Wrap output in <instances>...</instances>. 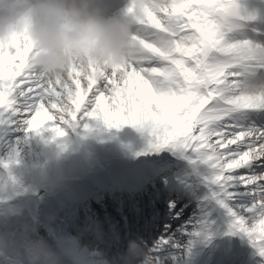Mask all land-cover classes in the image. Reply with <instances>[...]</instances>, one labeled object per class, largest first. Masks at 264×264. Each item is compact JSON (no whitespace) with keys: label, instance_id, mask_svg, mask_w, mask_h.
I'll use <instances>...</instances> for the list:
<instances>
[{"label":"snow or ice","instance_id":"1","mask_svg":"<svg viewBox=\"0 0 264 264\" xmlns=\"http://www.w3.org/2000/svg\"><path fill=\"white\" fill-rule=\"evenodd\" d=\"M170 5L152 20L125 8L135 52L111 69L73 62L52 78L32 67L26 36L0 45V111L19 117L24 132L47 131L53 139L79 124L88 129L86 121L95 120L146 130L156 148L180 142L216 170L214 182L225 196L233 179L249 190L253 199L232 227L264 255V173L236 174L252 161L264 165V128L238 130L231 118L240 110H264V97L249 100L238 88L244 77L264 71V62L248 58L253 41L226 39L231 21L254 17L239 15L238 0H170ZM161 34L168 38L163 46L157 43Z\"/></svg>","mask_w":264,"mask_h":264},{"label":"bare ground","instance_id":"2","mask_svg":"<svg viewBox=\"0 0 264 264\" xmlns=\"http://www.w3.org/2000/svg\"><path fill=\"white\" fill-rule=\"evenodd\" d=\"M122 1L105 0L106 11L109 14H123L125 5L120 8ZM240 1L246 2L248 0ZM170 6L168 4V8ZM145 8L149 7L145 5L142 9V14L136 15L133 7H128L131 14L152 20L153 17L150 18L146 15ZM261 25L262 21L255 22V26ZM243 35L245 36V32L233 31L226 34V39L238 41ZM167 39V36L161 34L157 43L163 46ZM249 55L260 57L261 53L253 51ZM260 79L262 77L257 73L248 77V82L250 85H255L256 81ZM246 117L254 119L255 122L264 128V110L254 109L252 112L233 113L231 118L239 126ZM86 122L89 124L88 129H85L82 124L74 128H66L65 136L56 139L52 138L53 133L42 131L39 134L30 132L29 138L19 136L13 140L14 144L19 143L21 145L19 148H23L22 153H20L23 159L21 165L23 166L19 168L12 166L3 168L0 166V199L6 200L5 202H0V210L13 213V218L18 220L27 219L35 214L39 215V213L44 212L45 228L50 233L55 244H60L61 249H66L73 247L75 242L69 231L83 223L88 224L86 219H83L81 212L93 211L91 213L95 217L98 216L96 204H93L91 199L96 198L103 208L109 211V219L112 220L114 218L112 211H115L112 207H119L120 210L118 211H121L127 205L120 187L131 189L137 195L134 189L132 170H147V172H151L148 175H146L147 173L144 174L145 178L142 180L143 188H148L147 182L158 173L163 175L162 177H157L158 182L167 173L165 181L169 185L170 183H175L181 189H167V193L163 198L159 196L160 200L154 201L150 208H145V211L149 213L148 217L153 222H151L152 226L149 228L145 227L143 231L139 232L141 238L146 237L155 229L161 233L163 240L176 241L167 247L169 249L171 247L176 248L174 253L171 251L174 254V264H197L198 259L202 258L201 250L204 247L208 249L206 264H264V255H261L260 250L253 244L251 252L243 246V255H239L236 259L233 256L236 253L230 248H228V253L232 257H225L227 252L224 249H220V242H224V244H228L231 247L232 243L240 244L244 242L250 244V240L241 231H239V234L232 236V232L223 230L224 224H221L219 215L226 224L228 223L233 228L234 220H231L230 215L224 212H234L236 206L231 203L228 206L223 205L220 207L216 203V201L220 202V199L217 200L215 198L214 202H212L208 192L197 182V179L200 181V179L211 173L209 170L207 171L205 168L207 163L203 162L197 152L183 147L180 142L169 143L156 148L153 146V138L146 130L130 124L115 128L108 127L100 121L93 123V120H89ZM16 123L21 124V128L23 127L19 118ZM45 123L50 128L55 126L54 121H45ZM215 126L213 125V127ZM240 128L242 130L241 126ZM19 129L15 128L16 131ZM251 130L255 129L251 127L247 131ZM91 131L95 132L94 138L90 134ZM30 138L32 141L28 142L27 140ZM183 153L187 154L192 160L185 161L182 157ZM191 166L193 169H197L195 173ZM263 166L259 161H254L251 165L240 169L238 172L249 169L259 170ZM116 175H119L120 180L123 182L120 184L121 186L113 182ZM59 181L67 182L56 186V189L52 192L45 193L43 188L46 185L53 186ZM101 182H104L105 185L101 184ZM236 186L237 184H235ZM76 190H87L86 193L89 191L91 199L82 198L77 204L73 199V194H76ZM170 194H173V197L169 200L171 202L169 206L168 196ZM61 201L65 204L63 207H60L59 203ZM49 206H53L54 214L50 213ZM214 207L218 209V215ZM21 213L27 214L23 216ZM211 218L212 221H210ZM189 224H193L194 230L191 236L185 235L186 239L182 238L179 235L182 234L180 229L184 225ZM89 226L91 232L96 233L102 227L100 218L94 219V221L91 220ZM25 227H18L16 231L18 238L13 235L7 240H0L1 255L11 254V257L15 255L18 256V264H28V255H31V252L42 251L41 257L46 261L45 264H52L51 245L46 241L39 242L38 239H41V237L32 229L28 230ZM219 233H222L221 237L217 235ZM152 234L150 235L152 236ZM208 236L211 237L209 238ZM215 236L217 238L212 240ZM177 242L178 245L175 246ZM182 242L185 243L184 247L193 250L192 256L194 257L195 255L194 258H192L189 251H182L184 250L182 249ZM165 250L166 247L161 246L157 251L162 264H167L166 256L163 255ZM85 253L87 254L86 251ZM126 253H128V250L124 252V254ZM242 257L245 258L243 259ZM191 260L193 263H190ZM30 262L32 261L30 260Z\"/></svg>","mask_w":264,"mask_h":264},{"label":"clouds","instance_id":"3","mask_svg":"<svg viewBox=\"0 0 264 264\" xmlns=\"http://www.w3.org/2000/svg\"><path fill=\"white\" fill-rule=\"evenodd\" d=\"M145 5L152 8L149 0H126L125 8L141 15ZM25 36L32 67L52 78L73 62L105 69L124 65L135 52L128 16L109 14L105 0H0V45ZM127 250L133 259L146 258L138 244Z\"/></svg>","mask_w":264,"mask_h":264},{"label":"rangeland","instance_id":"4","mask_svg":"<svg viewBox=\"0 0 264 264\" xmlns=\"http://www.w3.org/2000/svg\"><path fill=\"white\" fill-rule=\"evenodd\" d=\"M149 2L152 5V9H154V11H153L154 13L152 12L153 18L160 16L162 13L165 12L166 9H168V0H149ZM146 14L148 16L151 14L150 8L146 9ZM259 45H262V43H259ZM258 83H262V82H260V80H258L257 84ZM238 88H239L240 94L243 97L251 98L249 100L259 101L260 97H264V89L262 88V86H249L248 84H246V82L243 79H241L238 82ZM18 118L19 117L14 116L12 114V112H10V111H0V166L3 168H5L4 167L5 164H7V167L12 166V167L19 168V167L23 166V165H21L23 163V159H22V156L20 155V153H22L23 148H19V146H21V145L19 143L14 144L13 140L17 139V137H19V136H26L27 138H29L30 132L26 133L22 130L23 127L21 128V124L19 125V123H16ZM93 123H95V120H93ZM243 124H244L243 125L244 129L247 128V126H251V127L259 126V125H255L254 121H252L251 119L244 121ZM17 126H19V127H17ZM15 128H20V129L18 131H16ZM238 130H240V129L238 128ZM247 130H249V129H247ZM90 134H91L92 138H94L95 132L93 133L91 131ZM27 141L31 142L32 139L30 138ZM197 155L199 156V153H197ZM182 157L185 161H191L192 160L187 154H184V153H183ZM253 162L254 161L248 163L246 166L251 165ZM205 167L208 168V170L209 169L213 170V172L216 173V170L211 168L208 163H207V166H205ZM192 169H193V167H192ZM196 170L197 169H193V172L195 173ZM263 172H264V166H263V168H259V170H255V169L243 170V171L236 173V174L239 175L241 173H247L248 175H257L258 173H263ZM66 182L67 181H62V182L59 181V182L55 183L53 186L46 185L45 188H43V189L45 190V193H49V191L51 189L55 190L56 186L65 184ZM197 182L202 186V188L206 192H208V196L212 200V202H214L215 198L217 200L220 199V202L216 201V203H218L220 205V207L225 205V204H228L229 201L234 206H236L235 208H237V209H234V212H231V211L227 212L226 211L227 214L230 215L231 220H234L235 219L234 217H237L238 215H240V213H239L240 209L247 207L253 199V197L249 194V190L245 189L241 185L240 181H238V180L229 181L230 187H228V192H229L228 196L224 195V192L222 191L220 184L214 182V177H212V178L206 177L205 179L202 178V179H200V181H199V179H197ZM235 184H237L236 187H235ZM163 185L165 186V184H163ZM84 196H85V194H84ZM1 201L5 202L6 200L0 199V202ZM61 205H64V203L62 202ZM215 210L217 212L216 214L218 215V209L215 208ZM226 212H224V213H226ZM192 213H194V212H192ZM224 213H222V214H224ZM11 215H12V213H10V212L7 213L6 211L0 210V236L6 240H7L8 236L10 235L11 228L14 227V225L16 223L15 219ZM43 215H45V213L41 214V216H43ZM233 215H237V216H233ZM41 216L35 214L34 217L31 218L32 220L35 219L33 221V223L30 224L29 221L26 220L25 224H26V226L28 225V227H30L33 231H35L39 235V237H41V239L40 238L38 239L39 242L50 241V245H52L53 244L52 237L50 236L49 232L45 228V225L43 223L44 218H41ZM219 219H221V224L222 225L224 224L223 230L231 231L233 233L231 235H233V236L235 234H239V230L231 228L228 223L226 224L224 222V220L222 219V217L220 215H219ZM11 221H13V222H11ZM210 221H212V218L210 219ZM7 222H9V223H7ZM188 222H190V221H188ZM18 223H19L18 225H20L23 222H22V220H19ZM30 228H28V230ZM15 229H17V228L15 227ZM180 230H182V234H179V235L182 238L186 239L185 235L191 236V234L194 230V227L189 224L188 226H183ZM12 232H14V230ZM113 234H115V233H113ZM169 236H171V235H169ZM153 239H156V241L153 243V245L149 246V242L146 245H144L145 241H142V244H141L142 246H140L143 249L142 252L146 254V258L142 257L143 259H145V264H149V262L153 259H155L158 262V264H162V262L159 258V254L157 252L161 246L166 247V250L163 251V253H164L163 255L166 256V259H165L166 263L167 264H174V261H173V258H174L173 255L174 254L173 253L176 250V248L171 247L169 249L167 247H169L170 244L175 243L176 241L168 240V242L166 244L162 243V241H164L165 239L163 240L162 237L159 235V233H156L155 236L150 238V241L153 242ZM81 243L83 244V242H81ZM184 244L185 243L182 242V247H183L182 249H184L182 251L183 252L189 251L191 253L193 250L184 247ZM243 244L250 247V249H251V246H252L251 242H250V244H248V243H243ZM177 245H178V242L175 246H177ZM145 248H146V250H145ZM237 248H238V244L236 245V249ZM90 249L91 248L89 246H87V248L83 249V250H90ZM149 249H156V253L150 252L151 255H149ZM233 249H234V246H233ZM171 251L173 253H171ZM41 253H42L41 251H34L33 253L31 252V255H28L29 260L33 261L34 264L35 263L44 264V260L41 257L42 256ZM175 253L177 254V252H175ZM93 254L94 253H89L86 256L82 257V259H85L86 261L88 259H94V257H92ZM33 255L34 256L37 255L40 258L37 260V259H35V257H33ZM8 258L5 259V257L1 256V253H0V262L3 260L1 263H3V264H17V260H18L17 258L18 257L12 256V257H8ZM139 259L135 260L132 264H139ZM99 260H100V262H99ZM82 261H84V260H82ZM108 261L113 263L112 260L108 259ZM109 262H108V264H109ZM87 264H107V263L105 262V258H104V259H97L96 262L88 261Z\"/></svg>","mask_w":264,"mask_h":264}]
</instances>
